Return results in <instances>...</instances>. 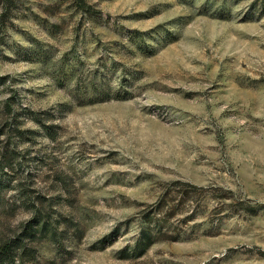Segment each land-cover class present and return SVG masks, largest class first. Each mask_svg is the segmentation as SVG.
<instances>
[{"label":"rangeland","instance_id":"1","mask_svg":"<svg viewBox=\"0 0 264 264\" xmlns=\"http://www.w3.org/2000/svg\"><path fill=\"white\" fill-rule=\"evenodd\" d=\"M86 1L0 0V236L22 185L44 264H264V0Z\"/></svg>","mask_w":264,"mask_h":264},{"label":"trees","instance_id":"2","mask_svg":"<svg viewBox=\"0 0 264 264\" xmlns=\"http://www.w3.org/2000/svg\"><path fill=\"white\" fill-rule=\"evenodd\" d=\"M76 6L86 12L93 9L86 0H73ZM8 9L2 14V19L7 16ZM1 161L8 163V158ZM3 168V167H2ZM20 193V203L25 204V207H32V219L25 224L18 232L3 233L0 236V264H44L38 257L37 249L34 243L39 237L48 236L51 231L56 232L57 226L50 218L52 207L47 205L45 201L39 198H32L26 190V187L20 185L18 188ZM10 206L5 198L0 193V217L9 212ZM0 218V219H1ZM54 235H57L54 233Z\"/></svg>","mask_w":264,"mask_h":264}]
</instances>
